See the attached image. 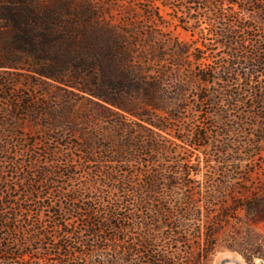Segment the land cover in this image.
I'll list each match as a JSON object with an SVG mask.
<instances>
[{"label": "trees", "instance_id": "16d2710c", "mask_svg": "<svg viewBox=\"0 0 264 264\" xmlns=\"http://www.w3.org/2000/svg\"><path fill=\"white\" fill-rule=\"evenodd\" d=\"M199 1L218 17L217 4ZM225 3L251 19L238 23L243 38L233 43L225 29L211 31L230 51L217 73L203 57L204 45L175 40L163 27H143L135 20L115 22L102 3L96 10L89 0H0V75L5 76L0 78V264H177L178 253L152 249L150 232L169 246L189 243L186 233L193 211L185 193L196 189L190 179L198 165L176 160L171 149L175 143L167 138L169 126L189 109L199 114L205 106L212 108L220 125L216 136L236 132L244 138L233 149L213 139L207 127L195 126L187 139L197 150L214 146L222 156L223 190L230 189V174L261 175L264 0ZM241 65L245 73L240 75L236 71ZM21 66H26L25 80L35 81L43 101L25 95L16 96L12 105L4 104L1 101L16 85L7 77L23 70ZM235 82L241 89L226 92ZM214 85L226 93H211ZM222 98L227 109L240 108L239 122L254 120L246 125L250 129L224 121L228 111ZM20 118L35 126L46 120L41 128L54 135L44 132V140L28 141L18 132ZM59 131L77 140L83 154L79 166L68 152L67 169L53 165L56 148L47 142L55 141ZM37 144L43 150L29 152ZM95 154L100 158L92 173L87 166ZM162 155L167 165L153 159ZM74 170L85 175L84 181L73 177ZM5 173L14 181L6 180ZM63 177L78 181L75 195H67L62 187L52 196ZM18 191L15 198L12 194ZM196 192L210 198L208 191ZM54 199L66 207L53 204ZM247 202L237 203L233 210L246 211L253 222L264 219V200L259 202L253 192ZM15 205L20 212L36 215L20 220L11 208ZM40 208L47 210V220L38 213ZM122 210L127 214L121 215ZM76 216L92 223L83 230L68 229L66 218ZM95 229L100 234L97 246L91 244ZM164 229L170 232L162 233ZM138 230L148 232L133 238L131 233ZM104 232L110 236H101ZM213 240V231L205 235L206 248L214 246ZM94 249L104 253L97 262L89 261ZM191 252H185L188 264H205L211 254L205 251L195 263Z\"/></svg>", "mask_w": 264, "mask_h": 264}, {"label": "rangeland", "instance_id": "374dc122", "mask_svg": "<svg viewBox=\"0 0 264 264\" xmlns=\"http://www.w3.org/2000/svg\"><path fill=\"white\" fill-rule=\"evenodd\" d=\"M91 5L97 10V3H102L107 7L109 14L113 21L122 22L126 20H135L139 22L143 27H148L152 29H159L163 27V32L175 40L180 42L192 43L194 45L202 46L206 48L203 50V57L207 59V64L217 72L220 73L222 67L227 62L230 56V51L227 47L221 46L220 38L211 34V31H219L220 29H225L227 31L230 42L239 41L243 38L242 32H239L238 23L242 21H249L251 16L240 12L238 9H231L225 0H212V3L217 4L218 17L215 18L213 8H204L199 0H89ZM214 5V4H213ZM157 25L159 27H157ZM186 29V30H184ZM241 65L237 69L238 74L245 73V70ZM23 70L18 72H13V75H9L8 80L11 84H16L15 87L11 88V91L5 96L6 100L1 101L4 104L12 105L14 104V98L16 96L29 95L31 99H38V102L43 101L41 98V91L36 89L34 83L35 81L27 82V78L24 70L26 66H21ZM4 75H0V78ZM5 77V76H4ZM22 77V78H21ZM1 81V79H0ZM240 83L236 82L229 88L226 92H235L240 90ZM219 85H214L210 87V92L215 93L219 91ZM223 95L226 92L219 91ZM222 98V106L226 112L224 121L230 125H236V123L247 124L253 123V119L250 117L242 118L240 122L237 120L240 113L239 109H227V102ZM180 121L171 124L168 128L167 138L174 142L171 146L172 151H175L174 158L176 160L184 161L192 160L197 167H193L196 172L192 176L190 182L195 186V191H189L185 193L186 197L190 200L189 203L193 215L190 222L188 223L189 228L186 233L189 239L188 244L179 243L176 246L171 244L167 240L160 241L156 240L155 237H159V234L155 232L151 233V238L154 240L152 243L153 248L157 251H170L179 254L176 260L177 264H188V258L185 255L187 249L192 250L193 259L198 262L205 251H209L211 254L207 257L205 264H264V219L258 220L256 222L251 221L249 215L244 210L234 211V206L239 204H247L248 197L254 192V196L259 202L264 200V169L261 175L254 176L252 178H247L246 175L235 176L230 174L229 183L226 185L230 188L228 190H223L219 185L225 183V177L223 173L225 172L223 166L220 165V160L222 156L217 154L214 150V146H210L207 149L197 150V148L188 142V138L192 135L195 126L207 127L213 139H216L218 143H229L233 149L239 147L240 143L244 139L240 134H230L228 136L221 135L216 136L217 132H220V125L216 119L215 111L210 107H203L201 113H197L193 110H188V112L180 115ZM46 120H41L39 125H31L27 120L20 118L18 132L25 136L29 141L34 140H44L43 133L49 135H54V133L47 132L43 130L41 125L44 124ZM240 125V124H238ZM249 126V125H248ZM239 127V126H238ZM246 129H250L247 128ZM57 139L55 141H44L51 145L53 149L56 148V155L53 160V165L59 167L60 170L67 169L68 159L66 157V152L71 155L72 159L75 161V165L79 166L82 163V150L77 147V140L69 137L68 134H61L57 132ZM186 139V142L185 140ZM182 140V141H181ZM27 141V145L30 143ZM197 144V140L193 139ZM26 147V145H25ZM35 151L40 153L43 150L41 144H37L34 149H29L30 151ZM100 158L99 154H95L93 162L87 166L89 171L94 173L97 170V160ZM154 161L169 162L165 156L153 158ZM168 161V162H167ZM264 163V159L260 160ZM148 169L153 168L147 164ZM136 169L138 166L134 164ZM211 168V169H210ZM245 169L244 165L242 166ZM147 169V168H146ZM214 169V172L212 171ZM74 178L79 181H84V174H80L78 170H74ZM22 176L20 174H16ZM227 176V175H226ZM235 177H238L235 179ZM12 178V179H11ZM14 176L5 173V179L13 182ZM227 181V180H226ZM78 181L66 179L63 177L59 179V182L52 188V196H56L57 190L63 187L64 192L69 195H75L74 191L77 190ZM225 185V184H224ZM201 188V191H208L210 198L205 199L202 194H198L196 190ZM41 192V188L37 189ZM252 192V193H251ZM251 193V194H250ZM20 192L14 193L12 195L17 198ZM44 198V203L49 202V197ZM86 197L89 199H94L95 195L87 194ZM97 197V196H96ZM46 199V200H45ZM41 203L43 200H39ZM208 201V202H207ZM53 204L66 207L63 201L52 202ZM77 206L81 203L77 202ZM97 206V202H96ZM17 206H11L15 209L17 218L22 220L25 216L34 218L35 212H20L16 208ZM42 218L47 220L49 217L48 212L45 208L39 209ZM121 215L127 214L124 210L121 211ZM81 214H79L80 216ZM76 216V218H66V223H68V229L83 230L86 226L92 223L88 218H83ZM214 232V246H208L206 248L204 243L205 235ZM148 231L138 230L132 232L131 236L137 238L143 234H147ZM170 231L164 229L162 233H169ZM100 234H97V229H95L94 237L92 238L91 244L97 246ZM101 236L109 237L110 234L104 232ZM84 239V236L83 238ZM91 249V248H89ZM42 252V251H40ZM92 258L89 261L97 262L99 255L104 254L100 251L94 249L91 253Z\"/></svg>", "mask_w": 264, "mask_h": 264}]
</instances>
